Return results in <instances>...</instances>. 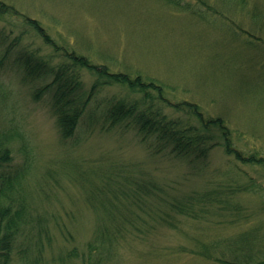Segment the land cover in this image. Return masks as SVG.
<instances>
[{
  "label": "rangeland",
  "instance_id": "374dc122",
  "mask_svg": "<svg viewBox=\"0 0 264 264\" xmlns=\"http://www.w3.org/2000/svg\"><path fill=\"white\" fill-rule=\"evenodd\" d=\"M1 1L20 16H0V141L20 171L11 199L30 214L20 246L30 244L32 256L42 248L44 264H62V250L85 252L111 227L119 230L102 249L103 264H225L197 253L206 244L215 257L237 259L229 249L236 237L251 229L264 234L263 166L237 162L221 146L204 168L149 153L133 128L105 119L113 100L141 97L112 82L98 89L76 135L65 139L52 93L44 91L52 77L29 75L20 60L57 55L29 17L58 46L112 72L141 75L163 86L170 101L222 118L237 148L264 158V0H207L214 10L198 5L193 13L167 0ZM80 72L86 89L98 81L93 70ZM134 181L159 189L138 203L140 194L122 193L137 188ZM222 184L233 198L227 208L215 203L211 213L193 217L166 206Z\"/></svg>",
  "mask_w": 264,
  "mask_h": 264
},
{
  "label": "trees",
  "instance_id": "16d2710c",
  "mask_svg": "<svg viewBox=\"0 0 264 264\" xmlns=\"http://www.w3.org/2000/svg\"><path fill=\"white\" fill-rule=\"evenodd\" d=\"M167 1L176 8L192 11V13L197 7L200 8L198 5L214 10L207 0H196V4L184 0ZM242 4L246 2L240 3ZM1 15L20 17L15 8L0 0ZM26 21L43 36L46 43L56 50L57 55H53L52 59H45L35 54L34 56L22 55L20 60L29 75H35L38 78L52 77V83L44 88V91L52 93L54 112L61 134L65 139L76 135L80 121L89 103L99 92L98 89L112 82L128 87L137 94L139 93L141 97L113 100L104 112L105 119L113 126L123 125L133 128L149 153L171 156L204 168L207 167L206 162L211 152L221 146L225 153L234 157L237 162L264 167V158H258L253 153L248 155L236 147L232 131L222 118L208 116L196 103L170 101L164 95L163 86L147 81L141 75L133 77L124 72H112L104 65H95L89 58L58 46L39 21L29 17H26ZM58 55H61L63 59L56 62ZM81 68L91 69L99 77L90 89H86L81 80ZM164 107L173 109L172 114L166 113ZM11 160L10 149L0 141V180L2 182L0 184V264H44L42 248L41 253L32 256L30 254L31 245L20 246L22 244L18 242L20 236L26 233L30 214L25 205L15 204L11 199L9 192L16 186L20 175V171L11 168ZM134 182L137 188L129 186L122 193H131L136 196L140 194L134 200L138 203L146 199V195L154 194L159 189L151 181ZM228 191L229 189L222 184L216 190L189 196L185 202L173 198L166 202V206L169 205L168 208L177 215L192 214L196 217L199 216L200 211H202L200 214L211 213L210 209L215 203L223 208L231 206L233 198ZM142 194H146L145 197ZM109 211L112 212V210ZM170 217V213H166L163 219L167 221L166 218ZM118 230L117 228L116 231ZM116 231L111 227H102L95 235V242L100 238V244H93L90 241L87 251L82 253H79L77 248L67 252L62 250L59 259L62 264H103L102 249L106 247L107 242H110L109 237ZM263 243L264 234L260 235L257 230L251 229L236 237L229 248L238 255L235 256L237 259L226 260L225 257H215L212 251L216 248L206 244H203L197 255L225 264H264ZM15 251H18V260L14 258ZM37 252H40V248Z\"/></svg>",
  "mask_w": 264,
  "mask_h": 264
}]
</instances>
